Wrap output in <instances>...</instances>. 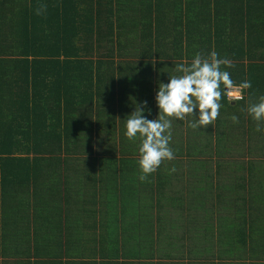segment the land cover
<instances>
[{"label": "trees", "instance_id": "obj_1", "mask_svg": "<svg viewBox=\"0 0 264 264\" xmlns=\"http://www.w3.org/2000/svg\"><path fill=\"white\" fill-rule=\"evenodd\" d=\"M212 51L252 87L214 127L172 121L170 147L202 168L182 194L188 214L214 210L202 225L163 203L181 195L172 161L136 197L102 171L138 166L127 116L146 101L156 119L159 83ZM260 96L264 0H0V264H264V127L246 111Z\"/></svg>", "mask_w": 264, "mask_h": 264}, {"label": "clouds", "instance_id": "obj_2", "mask_svg": "<svg viewBox=\"0 0 264 264\" xmlns=\"http://www.w3.org/2000/svg\"><path fill=\"white\" fill-rule=\"evenodd\" d=\"M46 4L36 9V15L43 14ZM232 60L220 58L218 53L210 54L198 52L191 62L177 64L175 72L178 75L169 76L168 83H159L155 100L158 107L156 119L149 120L143 112L147 109V102L143 101L135 107L126 120L125 137L129 141H139L138 166L139 179L144 182L155 173L164 161L175 159L170 147L172 139V121H184L193 117L189 127L193 130L214 127L222 107L221 100L227 96L230 101L243 100V92L252 87L247 78L237 84L231 78L226 68L234 67ZM198 109V118L194 110ZM247 114L256 124L255 130L260 132L264 127V96L259 97L258 103H250ZM231 120L238 123V117L233 115ZM171 171H175L172 168Z\"/></svg>", "mask_w": 264, "mask_h": 264}, {"label": "crops", "instance_id": "obj_3", "mask_svg": "<svg viewBox=\"0 0 264 264\" xmlns=\"http://www.w3.org/2000/svg\"><path fill=\"white\" fill-rule=\"evenodd\" d=\"M120 152H121L120 151V146H117V153H118L117 156L118 157L121 156ZM188 152H190V151L189 150H185V151H182V152L179 151V152H175L174 153L175 154V159L171 160L172 161V165H174L172 168H175L174 172L171 171V169H172V168L170 169L171 166L166 167L168 169L170 175H173L175 178L179 179L180 186L177 187L178 188L177 191L181 195L180 196H176L175 192H172V191H168L167 192L166 191V193L168 195L164 199L163 203H165V204L166 203L167 204L170 203V204H175V205L177 204L180 209L182 208L185 211L186 218L188 216H190L191 213H192L193 220L199 221L198 223L202 222V225H207L206 223H204L203 220H208V219L211 220L212 219L211 215L214 214V210L213 211H206L207 208L211 209L210 207H208L209 204H204V202H200L198 204V206H200V211H198L199 209H197L196 211L195 210L192 211V212L190 211L191 213L188 214L189 205L191 204L190 200L192 201V199L182 197L183 196L182 194H185V195L188 194V196L192 198V194H191L192 185L194 184V182L198 183L197 182V178H198L197 174H200L202 172V168L200 166H196L194 162H191L189 160L191 158H189L190 156H188L189 155ZM191 155H192L191 156L192 159L196 158L194 156V153H191ZM176 161H178V162H176ZM83 169L87 170L88 173H91L89 167L84 166ZM159 170L160 169L158 168L157 171H159ZM161 170L163 171V168ZM120 171H122V170H120V168L118 167V172L119 173H118V175H116L114 173L112 167L104 166L102 172L105 173V177H106L105 179L107 181L108 180L109 181L113 180V182H114L117 179H119L118 182L121 183L122 182L121 178L122 179L124 178L126 183L128 182L127 183L128 189H130L132 191V194L135 195V197L138 194H142V191H146L145 186H148V184H146V183H149V179L151 178V176H149L146 181L141 182L140 179H139V175H140L139 166L133 167L131 165H127V167L124 170V172L126 173L127 171H129L128 174H124L123 175V174H121ZM95 176H96V180L101 182L99 178H102V177L99 176V174H96ZM133 180H134V182H133ZM97 181H96V183H97ZM130 182H133V185L130 184ZM137 191H140V192L138 193ZM149 193L146 192V193H143V194H149ZM169 195H171V197H169ZM155 197H157V196H155ZM178 197H182V198H178ZM204 206L206 208H203ZM65 209H66V207H65ZM105 216L108 217V216H113V215H111L110 213H107V214H105ZM213 218L215 219L216 215ZM215 224H217V223H215ZM215 224H213V225H215ZM160 250L164 253V250H162V249H160ZM164 256H165V253H164ZM191 257H188V258H191ZM199 261H200V259H196V258H194V259H170V258H166V256H165L164 259H161V260L158 259L156 261V263L157 264H160V263L161 264H197Z\"/></svg>", "mask_w": 264, "mask_h": 264}]
</instances>
